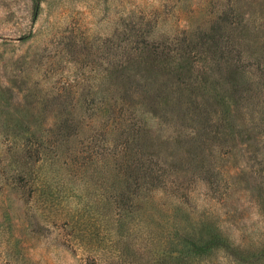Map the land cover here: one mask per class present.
Masks as SVG:
<instances>
[{
	"label": "rangeland",
	"instance_id": "rangeland-1",
	"mask_svg": "<svg viewBox=\"0 0 264 264\" xmlns=\"http://www.w3.org/2000/svg\"><path fill=\"white\" fill-rule=\"evenodd\" d=\"M0 264H264V0H0Z\"/></svg>",
	"mask_w": 264,
	"mask_h": 264
},
{
	"label": "trees",
	"instance_id": "trees-1",
	"mask_svg": "<svg viewBox=\"0 0 264 264\" xmlns=\"http://www.w3.org/2000/svg\"><path fill=\"white\" fill-rule=\"evenodd\" d=\"M36 7H37V5H36Z\"/></svg>",
	"mask_w": 264,
	"mask_h": 264
}]
</instances>
